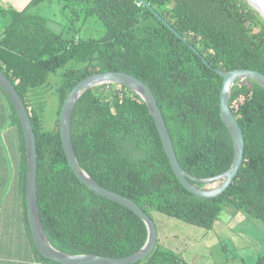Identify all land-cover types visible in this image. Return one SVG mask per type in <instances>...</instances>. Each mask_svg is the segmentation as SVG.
<instances>
[{
	"label": "trees",
	"instance_id": "obj_1",
	"mask_svg": "<svg viewBox=\"0 0 264 264\" xmlns=\"http://www.w3.org/2000/svg\"><path fill=\"white\" fill-rule=\"evenodd\" d=\"M41 1L31 0L22 10L0 7V71L19 92L33 127L43 227L64 253L125 258L144 246L147 227L128 208L90 191L71 170L59 131L68 94L94 74L122 72L140 79L158 102L181 167L196 179L219 176L230 168L234 148L220 112L223 78L215 70L264 74V18L246 0H144L146 5L61 0V9L79 24L65 37L31 12ZM92 19L102 35L81 37ZM53 75L60 76L57 118L47 130L43 94ZM230 108L243 131L244 160L230 187L215 198L193 195L179 182L147 105L122 85L94 87L79 99L72 143L93 180L134 201L153 220L163 214L210 232L231 206L264 221V89L250 79L235 84ZM27 169L20 118L0 87V226L8 231L2 254L22 242L29 245L24 255L33 254L38 264H59L43 257L33 241ZM192 183L211 190L223 180ZM136 264L188 263L158 238L151 254ZM256 264H264V255Z\"/></svg>",
	"mask_w": 264,
	"mask_h": 264
},
{
	"label": "water",
	"instance_id": "obj_2",
	"mask_svg": "<svg viewBox=\"0 0 264 264\" xmlns=\"http://www.w3.org/2000/svg\"><path fill=\"white\" fill-rule=\"evenodd\" d=\"M140 1L146 5L144 0ZM248 3L264 18V0H248ZM172 31L175 32L173 29ZM175 34L177 37L181 38L177 32H175ZM184 41L186 42V40ZM191 49H193L197 54L199 53L193 46H191ZM203 62L208 65L204 58ZM215 71L223 78L220 91V112L232 138L234 156L230 168L225 173L209 179H196L181 167L176 156L167 125L164 121L160 107L158 106V102L151 89L140 79L122 72H105L94 74L78 82L64 101L59 118V131L68 164L74 175L93 193L107 200L118 203L134 212L139 218L142 219L147 227L148 237L144 246L136 253L120 259H111L95 255H70L56 249L50 243L43 227L38 206V152L33 127L19 92L16 90L12 82L3 74V72L0 71V87L5 90L11 102L13 103L20 118L25 136L28 166L26 183L27 217L33 241L37 250L43 257L59 264H136L146 259L154 250L157 243L158 229L154 220L150 218L142 210V208L131 199L100 186L81 166L76 156L71 137V122L73 112L79 99L94 87L105 84L122 85L129 88L139 97H141L152 115L161 138L164 151L171 163L172 169L177 179L190 193L201 198H215L220 196L230 187L242 167L245 153V140L243 131L237 118L230 108L232 88L235 84L238 85L242 81L250 79L255 81L264 89V74L248 69H240L229 72L222 70ZM219 180H223V183L219 187L211 190L201 189L192 183V181H196L199 184H208Z\"/></svg>",
	"mask_w": 264,
	"mask_h": 264
},
{
	"label": "rangeland",
	"instance_id": "obj_3",
	"mask_svg": "<svg viewBox=\"0 0 264 264\" xmlns=\"http://www.w3.org/2000/svg\"><path fill=\"white\" fill-rule=\"evenodd\" d=\"M62 6L61 0H42L31 12L44 16L54 32L69 37L79 24L78 21L74 23ZM79 35L98 38L102 35L101 26L92 19ZM59 83V75L51 76L47 92L43 94L47 130H51L56 122L58 98L55 92ZM154 222L159 232L165 230L168 235L177 236L170 237L167 246L180 251L177 253L189 259L190 264H256L258 257L264 255V221L231 206L225 207L210 232L158 213L154 214Z\"/></svg>",
	"mask_w": 264,
	"mask_h": 264
},
{
	"label": "crops",
	"instance_id": "obj_4",
	"mask_svg": "<svg viewBox=\"0 0 264 264\" xmlns=\"http://www.w3.org/2000/svg\"><path fill=\"white\" fill-rule=\"evenodd\" d=\"M31 0H0V7L5 10H22ZM25 5V6H24ZM4 19L0 16V24L4 23ZM3 29V25L0 26V32ZM231 213H234L233 211ZM235 214V213H234ZM4 227L0 226V264H38L37 260L34 259L33 254L27 253L26 256L24 255V252L28 249L29 251V245L27 243H19L18 245L10 248V250L13 249V252L9 253H3L2 249H4L5 242L7 238L4 236ZM8 234V231H5ZM170 237H177L176 235H168L165 230H161L159 232L158 230V238L160 245L164 248L170 249L174 252H180L178 250H175L176 248H170L167 243L168 239ZM27 245V247H26ZM188 264H190L189 259H184ZM40 264V263H39Z\"/></svg>",
	"mask_w": 264,
	"mask_h": 264
}]
</instances>
